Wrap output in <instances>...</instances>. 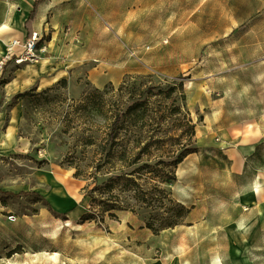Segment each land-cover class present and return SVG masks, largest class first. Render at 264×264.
I'll return each instance as SVG.
<instances>
[{"label":"rangeland","instance_id":"374dc122","mask_svg":"<svg viewBox=\"0 0 264 264\" xmlns=\"http://www.w3.org/2000/svg\"><path fill=\"white\" fill-rule=\"evenodd\" d=\"M84 1L97 9V24L86 25L97 45L108 43L110 33L130 53L144 47L150 53L119 82L89 84L78 97L66 95L64 83L21 97L20 133L33 146L27 160L34 167L71 170L90 199V217L82 218L88 224L82 227L50 222L48 232L39 223L18 225L9 231L13 237L2 229L0 264H161L153 259L173 252L175 242H158L156 235L184 223L189 205L173 193L186 188L198 203L208 198L226 226L214 241L210 235L219 228L209 231L210 240L189 244L182 264H264V141L250 157L249 176H233L230 183L223 173L230 165L226 157L218 150H203L201 157L198 150L202 134L227 146L254 132L264 140V0ZM80 27L77 44L84 43L85 25ZM182 154L186 171L196 166V173L178 180ZM17 168L19 181L29 179L30 168L19 162ZM255 174L256 200L249 202L246 183ZM158 188L170 192L172 201L163 203ZM34 194L2 202L17 215L37 213L44 203ZM249 212L257 221L256 239L229 242L227 225L248 221ZM122 213L130 218L124 238L107 223ZM169 220L177 224L159 228ZM150 222L155 236L143 242L138 226Z\"/></svg>","mask_w":264,"mask_h":264},{"label":"crops","instance_id":"0c3cea01","mask_svg":"<svg viewBox=\"0 0 264 264\" xmlns=\"http://www.w3.org/2000/svg\"><path fill=\"white\" fill-rule=\"evenodd\" d=\"M35 1L37 0H0V52L5 50L6 43L10 40L25 39L35 31L44 36L47 46L46 52L39 59L21 65L11 61L7 66L6 79L0 87V237L1 235L5 237V234L8 235L9 231L18 225H37V223L44 226L48 232L50 222L51 225H58L55 224L57 220L75 223L82 227L88 225L85 222L81 223V220L90 209V199L82 192V182L71 170L59 165L34 167L32 161L27 160L26 156L33 152V146L29 139L20 133L24 103L21 97L16 98V96L33 88L41 92L61 87L64 83V93L69 97H78L89 84L102 87L110 82H119L131 67L137 65L135 64L137 61L143 60L150 53V47L131 48L133 51L130 53L129 48L116 42L110 33L108 43L97 45L95 43L97 36L91 34L86 27L91 23L97 24L95 14L97 9L84 0L40 1L29 30L26 21L34 8ZM83 24L85 30H81L80 33L84 43L77 44L75 29ZM66 28H68L67 32H65ZM238 130L244 132V126H240ZM263 141L262 136L254 132L252 136H241L238 143L227 146L226 141L215 142L208 135L202 134L198 150L201 157L203 150L212 152L218 150L226 157L230 165L227 170H223V173L226 179H230V183L233 176L237 178L249 176L250 157L260 150ZM185 161L187 159L180 162L178 180L196 173V166L186 171ZM18 162L23 167L30 168L29 179L18 180V176H21L17 171ZM181 168H185L184 176ZM256 176L255 174L252 177V181L247 179L248 188L245 190L247 195L245 197L249 202L256 200L257 194L254 189L256 184L253 181ZM27 191L34 192L35 197L43 201L44 204L39 212L17 215L11 204L6 205L2 202ZM193 195L195 193L187 188L173 193L179 202L189 205V211L183 224L156 235L158 242L161 238L174 239L175 247L174 255L170 251L167 256L156 257L154 261L161 264H182L180 257L187 252L189 244L194 248L210 240L211 237H214L212 241L216 240L219 232L223 235V228L226 226L225 216L216 215L217 212L207 204L208 198H205L203 203H198ZM61 215L65 220L59 219ZM246 215L248 221L242 220L235 225H227L229 242L245 241L246 238L249 241L256 239L255 215H251L250 212ZM8 216L11 218L8 219ZM122 216L126 220H123ZM116 217L107 222L110 232L123 238L128 237L129 214H116ZM215 228L220 230H216L215 235L210 237L209 231ZM2 229L5 234H2ZM150 231L152 230L146 226V223L139 224L136 237L144 242L155 236ZM4 239L8 242H17V239L13 238Z\"/></svg>","mask_w":264,"mask_h":264},{"label":"built area","instance_id":"2783aa9c","mask_svg":"<svg viewBox=\"0 0 264 264\" xmlns=\"http://www.w3.org/2000/svg\"><path fill=\"white\" fill-rule=\"evenodd\" d=\"M46 40L39 32H33L25 39H12L6 43L5 50L0 52V87L6 79L8 64H23L41 58L46 52Z\"/></svg>","mask_w":264,"mask_h":264},{"label":"trees","instance_id":"16d2710c","mask_svg":"<svg viewBox=\"0 0 264 264\" xmlns=\"http://www.w3.org/2000/svg\"><path fill=\"white\" fill-rule=\"evenodd\" d=\"M40 1H42V0H37V1H35V3H34V8H33V10L31 11V14H30L29 18H28L27 21H26V26L28 27L29 30L31 29V25H32V23H33V21H34V19H35L36 8H37V5H38V3H39ZM26 93H27V92L22 93V94H19V95L16 96V98L23 97ZM186 155H187V154H182L181 156H179V157L176 159V163L178 164V163L182 162L183 159H184V157H185ZM121 179L126 180V181L134 182V180H133L132 178H130V177H128V176H125V175L121 176ZM170 179H172V180L176 179V175H173L172 177H170ZM134 183H135V182H134ZM158 190H159V191H158ZM158 190H157V191L160 192V194H161V199L163 200V203H164V200L172 201V197H171V193H170V192H168V191H167L166 189H164V188H158ZM22 193H24V192H22ZM19 195H20V194H16L15 196H19ZM114 208H115L114 206H113V207L111 206V207H109V208H106L105 211H112V209H114ZM184 208H185L184 206H183V208L181 207V209H184ZM188 211H189V208L186 210V212L188 213ZM187 213H186V214H187ZM112 215H114V214H112ZM86 217L89 218L90 215L88 216V215L86 214L83 218H86ZM168 222H169V223H168ZM168 222H167V224H162V225H160L159 228L164 229V228H167V227H171L172 224H174V223H171L170 220H169ZM176 224H177V223H176ZM176 224H174V225H176ZM146 226L152 229V228L154 227V224H152V223L150 222V223H148Z\"/></svg>","mask_w":264,"mask_h":264},{"label":"bare ground","instance_id":"6f19581e","mask_svg":"<svg viewBox=\"0 0 264 264\" xmlns=\"http://www.w3.org/2000/svg\"><path fill=\"white\" fill-rule=\"evenodd\" d=\"M245 229H247V227H245Z\"/></svg>","mask_w":264,"mask_h":264}]
</instances>
